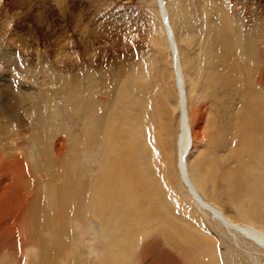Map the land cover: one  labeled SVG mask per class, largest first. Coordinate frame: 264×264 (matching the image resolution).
<instances>
[{
    "label": "bare ground",
    "instance_id": "1",
    "mask_svg": "<svg viewBox=\"0 0 264 264\" xmlns=\"http://www.w3.org/2000/svg\"><path fill=\"white\" fill-rule=\"evenodd\" d=\"M180 1L154 0L158 48L103 116L92 74L65 124L49 93L0 84V264H264L263 11Z\"/></svg>",
    "mask_w": 264,
    "mask_h": 264
},
{
    "label": "rangeland",
    "instance_id": "2",
    "mask_svg": "<svg viewBox=\"0 0 264 264\" xmlns=\"http://www.w3.org/2000/svg\"><path fill=\"white\" fill-rule=\"evenodd\" d=\"M165 1L168 6L182 2ZM191 1L195 2L198 14L208 6L210 16L216 15L214 6L216 9V4L225 1L240 11L249 4L253 9H262L264 16V0ZM154 4V0H0L1 88L24 89L17 83L24 79L28 89L49 93L54 100L52 104L58 107L59 122L65 124L74 122L70 106L72 85L80 79L85 83L92 74L97 79L92 92L103 105V112L100 110L98 115L103 116L118 101L128 73L138 69L142 61L151 59L158 48L154 38L161 32V23ZM180 44L185 51L183 43ZM164 48L156 72L173 86L170 54ZM201 54L204 55L203 51ZM207 104L214 114L212 102ZM171 122L175 137L177 111ZM163 163V155H159L158 164L162 168L157 170L159 179L166 174ZM173 167L179 177L175 161ZM171 198L175 215L196 225V218L172 195Z\"/></svg>",
    "mask_w": 264,
    "mask_h": 264
}]
</instances>
